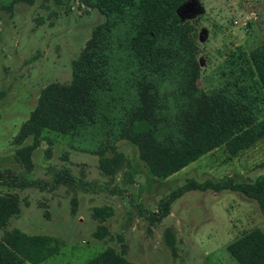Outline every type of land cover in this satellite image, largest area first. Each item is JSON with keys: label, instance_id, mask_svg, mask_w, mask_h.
<instances>
[{"label": "trees", "instance_id": "16d2710c", "mask_svg": "<svg viewBox=\"0 0 264 264\" xmlns=\"http://www.w3.org/2000/svg\"><path fill=\"white\" fill-rule=\"evenodd\" d=\"M14 1L2 4L9 7ZM31 3L32 0H20ZM59 2L60 0H55ZM103 16L71 60L69 78L50 80L41 86L36 102L13 136L14 159L23 171L0 167V264L38 263L57 252L60 240L48 233H27L6 228L20 210L15 190L25 186L55 187L59 184L93 190L95 184L73 174L68 167L53 171L51 180L31 178L32 152L42 130L67 134L76 149L97 154V166L113 175L123 162L113 150L119 139L136 146L150 173L165 177L205 152L222 145L234 154L264 136V41L244 51L234 47L217 65L215 84H197L196 29L183 18L180 8L188 0H79ZM30 137L28 143L21 144ZM189 189H229L255 200L264 223V173L235 181L198 180L187 177L160 196L154 209L132 200L149 223L159 222L172 201ZM75 197L70 198L74 212ZM107 205L92 208L97 221L93 236L107 234L103 220ZM165 239L174 250L173 234ZM238 264H264V231L257 226L236 235L225 245ZM120 249L105 245L79 264H135Z\"/></svg>", "mask_w": 264, "mask_h": 264}, {"label": "rangeland", "instance_id": "374dc122", "mask_svg": "<svg viewBox=\"0 0 264 264\" xmlns=\"http://www.w3.org/2000/svg\"><path fill=\"white\" fill-rule=\"evenodd\" d=\"M0 0V167L23 171L14 159L13 136L34 106L42 85L69 78L71 60L78 54L102 14L79 0H32L31 3ZM183 18L196 29L197 84H215L217 65L234 47L248 51L264 41V0H188L180 8ZM32 152L31 178L51 180L54 170L66 166L75 175L95 184L93 190L59 184L25 186L15 190L20 210L6 228L27 233H48L60 240L53 255L35 264H79L105 245L120 249L135 264H238L225 245L241 232L257 226L264 231L262 215L254 199L229 189H189L175 198L169 213L149 223L132 200L154 209L156 200L187 177L248 180L264 173V136L234 154L222 145L200 155L177 171L158 177L149 172L136 146L116 141L114 149L123 162L113 175L97 166V154L73 147L67 134L43 129ZM26 137L21 144L28 143ZM7 188L0 185V191ZM75 197L74 212L70 198ZM107 205L103 220L107 234L93 236L96 219L92 208ZM173 234L174 250L166 243L165 228ZM2 228H0V236ZM21 264H31L27 261Z\"/></svg>", "mask_w": 264, "mask_h": 264}]
</instances>
